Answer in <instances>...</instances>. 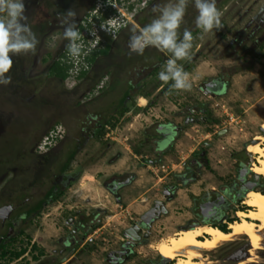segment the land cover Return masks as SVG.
Returning <instances> with one entry per match:
<instances>
[{"label":"rangeland","instance_id":"rangeland-1","mask_svg":"<svg viewBox=\"0 0 264 264\" xmlns=\"http://www.w3.org/2000/svg\"><path fill=\"white\" fill-rule=\"evenodd\" d=\"M176 2L156 0L149 8L154 11L150 22L159 15V8L154 6ZM119 6L125 14L117 15L123 17L120 23L124 21L127 29L106 54L97 55L85 76L76 73L83 62L64 81L48 74V53L54 54L55 49L62 47L60 36H49L44 44L36 39L35 51L12 57V68L5 74L11 82L0 85V206L12 202L17 207L15 216L20 207L25 210L45 198L54 176L62 171L71 152L75 154L67 169L70 179L61 186V195L48 199L38 213L18 219L6 246L9 251L26 250L19 258L0 257L4 264H114L109 262L108 253L119 247L126 229L141 219L156 200L164 201L166 206L175 198L169 212L151 223L149 238L137 244L134 255L123 263L150 264V260L161 255L156 248L158 242L189 227L194 201L211 189L221 191L233 185L244 167L242 163L252 169L256 162L247 147L264 133L260 128L264 125V22L255 20L264 8V0H216L221 26L208 32L197 28L194 0H186L177 39H182L187 29L193 40L188 55L177 64L188 73V89H174L170 87L171 80L164 83L158 79L157 74L171 53L154 46L146 47L140 54L130 51L129 37L144 26L134 15V8ZM141 7L143 3L136 5L137 10ZM139 15L145 16L146 12ZM88 27L86 21L83 29L87 31ZM234 35L238 39L233 42ZM104 36L111 37L99 29L95 41L86 39L88 56L104 48ZM221 74L228 81L224 90L213 95L202 88ZM127 91L128 111L99 140L96 133H91L96 132V123L106 122L109 114L117 111ZM190 106H204L206 110L193 115L188 112ZM186 115L192 117L189 123L184 121ZM169 120L180 123L181 131L169 149L157 153V125ZM54 125L62 126L63 137L43 151L45 154H37L36 145ZM202 149H206L209 165L196 167L194 160L200 159ZM156 163L165 165L158 175L151 168ZM192 172L196 173L194 179L189 178ZM250 172L262 181L254 189L264 190V175ZM134 173L138 181L122 185L115 194L111 192L109 185L115 177L125 180ZM183 176L188 178L183 180ZM173 183L176 189L165 195ZM144 190L148 192L141 194ZM250 191L247 188L238 198L240 201H233L221 223H227L229 228L227 219L241 220L237 210L251 208L243 202ZM94 214L95 225L86 232V236L94 233V242L73 257L79 245L74 249L63 243L74 233L71 219ZM6 230L7 224L2 226L0 222V236ZM261 234L262 248H254L250 235H240L218 248L203 251L204 262L264 264V228ZM33 242L37 248L31 247Z\"/></svg>","mask_w":264,"mask_h":264},{"label":"flooded vegetation","instance_id":"flooded-vegetation-1","mask_svg":"<svg viewBox=\"0 0 264 264\" xmlns=\"http://www.w3.org/2000/svg\"><path fill=\"white\" fill-rule=\"evenodd\" d=\"M155 1L156 0H145V1L144 0H25V16L27 17V19L25 21H22V23L27 24L31 32L35 35L36 37L35 39H37V41L41 40L43 44H44V40L49 36H53V35L60 36V45L63 44L62 47L55 49L56 51L54 54L48 53L51 58L50 62H52L54 59L60 58V54L62 53L63 48L68 41V39L65 38L63 35L64 29L68 25L67 24L62 25L60 23V20L63 18L64 13H66L69 9L73 10L76 13V16L74 18H68V21L69 23H71L72 19H75L78 30H80V26L83 24L85 19L91 18L89 22L90 27H88L85 38V40L86 39L88 40L91 39L90 32H93L95 28H100L101 24L105 23L111 16L117 14V12H121L122 14H125L124 11H123L124 13L122 12L121 10L122 8H120L119 5H122L123 8H129V7L134 8L135 9L134 15L137 16L138 19L144 18L145 21L143 22L142 25L143 26L147 25L150 22V18L154 12L152 9L149 8L155 3ZM140 3H143V7L137 10L136 5L138 4L140 5ZM96 7H99V9L103 8L104 10L106 7H108L106 14L104 16L100 15L98 17L97 14L93 12V10ZM144 12H146V15L140 17L139 14ZM255 20H257L258 23L263 21L264 12L262 11L259 14V16H256ZM126 29H127V25L126 23H124L121 26V28L115 32L114 36L112 35L110 38L104 36L105 37L104 41L106 40L105 46L108 44L111 47L113 43L121 36V33L124 32ZM237 39L238 36L234 35L232 41L234 42ZM42 59L44 60V57ZM227 84L228 81L225 80L221 74L209 79V81H207L202 86V88L204 87L205 90L211 91V93L215 95L217 92L224 90ZM127 92L129 93L127 95L128 96L127 99H128L130 97V91ZM125 93L126 92H124V94ZM205 110L206 107L204 106L188 107V112L192 113L193 115H196L198 113H203ZM184 121L189 123L190 121H192V117L186 115L184 117ZM156 130L158 132V135L154 139L156 141L155 149L158 148L169 149L174 143L176 134L180 133L181 125L180 123H177L174 120H169L163 124L157 125ZM91 133L95 134L94 131ZM208 144H209L208 142L205 143V145ZM37 147L38 144L36 145V149L34 150L37 154H45L43 151L38 150ZM199 155L201 157H198L200 159L194 160V165L196 167L199 165H204L205 167H207V165H209L208 164L209 161H208L206 149H202L199 152ZM247 158L248 160H250L249 155ZM242 164L244 167L240 169L237 179L233 183V185L225 186L221 191H216V189H211V191L206 192L202 198L194 201V205L192 207L193 217L191 219L192 221H190L189 223V227L202 225L205 223H221L222 220L226 219L225 217L226 213L231 208L230 206L231 204H233V201L237 200L239 197L243 196L246 193L247 184L248 183L259 184L262 182L260 176L253 175L250 172V170L252 169L248 165V163L243 162ZM15 169L16 167L12 168V173L15 171ZM70 176L71 175L67 170L61 171L60 173L56 174L54 176L53 185L47 190V192L50 189H53L55 193H59L60 191H62L61 186L67 185ZM130 177L131 176H128L127 178ZM187 178L188 177L183 176V180ZM189 178L190 179L196 178V173L192 172ZM125 180H123L121 177H115L112 184L109 186L111 189H113V192L116 193L117 189L123 185V182ZM175 189H176V184L173 183L170 184L169 189H166L165 191H169L167 193L170 194ZM38 201L34 203L32 206L26 208L25 210H22L20 207V210L15 216L13 215V213L14 211H16L17 207L12 202L3 204V205H8V204L13 205V210L5 221H3L0 218V222L2 226H5L7 224V230L4 234L0 236V241L4 237H6L7 239L13 237L11 231L16 230L19 223L18 219L39 212L37 208ZM95 216L96 214H94L92 217H82L77 219L76 221L71 219L72 220L71 222L73 223V227H74L73 228L74 230L72 231L74 233L73 235L69 236L67 239H64L63 243L64 245H66V247L71 246V248L74 249H76L77 247L75 245H79L78 246L79 249L73 252L74 253L72 255L73 257L75 256L76 252L84 248L86 244H89L86 242V232L91 226L95 225L94 224ZM140 220L141 219H138V221L133 222V224L126 229L125 236L121 238L122 240L121 243L119 244V247L110 250L113 251V253L108 256V260L111 263L114 264L125 263V260L128 257L134 255L136 250L135 246L140 242H142L143 239L149 238L150 225H145ZM34 244L35 242L31 244V247H33ZM150 264H170V260L165 259V257L160 255L158 256V258L150 260Z\"/></svg>","mask_w":264,"mask_h":264},{"label":"clouds","instance_id":"clouds-1","mask_svg":"<svg viewBox=\"0 0 264 264\" xmlns=\"http://www.w3.org/2000/svg\"><path fill=\"white\" fill-rule=\"evenodd\" d=\"M186 0H177L176 3H166L164 6H154L159 8V15L150 23L145 25L138 32H133L129 37L128 48L130 51L140 54L148 46H154L160 50L171 53V57L162 65V70L157 74L158 79L164 83L172 81L170 85L174 89H188L191 87L188 73L178 60L188 55L192 47V33L185 29L182 39H177V29L179 28L185 14ZM197 10L195 24L203 32H208L213 28L219 29L220 13L216 8V0H194ZM104 10V14L107 12ZM119 15V14H118ZM76 13L69 9L64 13L60 23L67 24L63 35L70 40L68 52L71 56L79 57L84 49V42L80 31L76 26L75 19L69 23L68 18H74ZM117 14L111 16L105 23L112 26V19ZM25 16V0H0V85H7L11 82V77L6 76L13 65L12 57L19 53L35 51L36 39L27 24L22 23ZM101 29L108 32L110 29L101 24ZM94 37L95 32H90ZM91 38L93 39V37ZM86 55V52L84 53ZM85 69L87 65L85 64Z\"/></svg>","mask_w":264,"mask_h":264},{"label":"bare ground","instance_id":"bare-ground-1","mask_svg":"<svg viewBox=\"0 0 264 264\" xmlns=\"http://www.w3.org/2000/svg\"><path fill=\"white\" fill-rule=\"evenodd\" d=\"M247 150L256 156L252 171L264 175V133L258 134ZM243 202L251 208L237 210L241 220L230 222L229 231L224 232L211 224L196 225L162 239L156 248L163 257L173 260V264H209L204 262L203 251L218 248L240 235H250L258 247H263L264 192L251 190Z\"/></svg>","mask_w":264,"mask_h":264},{"label":"trees","instance_id":"trees-1","mask_svg":"<svg viewBox=\"0 0 264 264\" xmlns=\"http://www.w3.org/2000/svg\"><path fill=\"white\" fill-rule=\"evenodd\" d=\"M139 21L141 23H143L145 21V19L141 18V19H139ZM80 28H82V25L80 26ZM70 42H71L70 40L67 41V43L65 44V46L63 48L62 53L60 54V58H58V59L56 58L52 62H50L48 65V69H47L48 74L55 76L56 78H59L61 81H64L68 77V74H69L70 64L67 63L66 61H63L62 58L66 57V52L68 51V45L70 44ZM109 48H110V45L107 44L104 48L99 49L98 51L92 52V54L90 56H88L89 61L93 63V61H95L98 54H106L107 51L109 50ZM86 74H87V71L82 70L79 75H80V77H82V76H85ZM128 94L129 93L126 92L122 96V98L119 101V106H118L119 108L117 109V111L115 113L109 114V118H108V120H106V122L103 123V122L99 121L96 123V125H95L96 132L95 133H96V136L99 140H101L104 137V135H106L108 132H110L117 125V123L119 122L120 118L124 115V113L126 111H128L127 104L125 103V99H126ZM74 154H75V151H72L68 161L63 164V166L61 168L62 171H65L68 169L69 162L73 158ZM250 190H256V189H250ZM61 192L62 191H60L59 193H55V191L53 189H50L47 192V194L45 195V198H42L38 201V203H37L38 211H41L45 207V205L48 202V199H50V200L51 199L52 200L57 199V197L61 195ZM261 192H264V190H261ZM238 201H240V199H238ZM234 220H237V218L231 217V218L227 219L228 222H232ZM210 224L218 227L220 230H222L224 232L229 231L227 223H210ZM186 228L188 229L190 227H186ZM11 239L12 238H9V240H8L6 237L1 239V241H0V247H1L0 257L1 258H5L7 256H9V259L19 258L25 252V250H26L25 248H22V249L17 250V251H9L7 249V246H6V243H7L6 241H10ZM33 248H37V245L34 244ZM40 253L42 254V250ZM0 264H4V263H2L0 261Z\"/></svg>","mask_w":264,"mask_h":264},{"label":"built area","instance_id":"built-area-1","mask_svg":"<svg viewBox=\"0 0 264 264\" xmlns=\"http://www.w3.org/2000/svg\"><path fill=\"white\" fill-rule=\"evenodd\" d=\"M93 12L95 14H97V16L99 17L100 15H102L104 13V9L103 8H100L99 7H96ZM120 19L123 20V17L121 18L119 15H117L116 17H114L112 19V26L107 24V23H104L106 27H108L110 30L108 32H106L105 30L101 29L100 28H95L93 30V32L96 33V35L93 37L94 41H95V37H97L99 35V29H101V31L103 33H106L107 35H110V36H114L115 32L117 31L116 28H119L120 25L124 24V21H122L123 23H120ZM91 18L89 19H85V21L83 22L82 24V29H83V25L85 26L86 25V21L90 22ZM117 21L115 24L114 21ZM81 29V28H80ZM80 31V30H79ZM85 29H83L82 31H80L81 33V36L83 38V42H84V49L82 50V53L79 57H73L69 54V52L67 51L66 52V57H63L62 60L63 61H66L67 63L70 64V68H69V74L71 75L73 73V68L76 69V65H78L79 63H82L83 62V65L85 66V64L87 65V68L85 69V67L82 65V67L78 68L79 70L76 71V73L79 75L80 72L82 70H86L88 71L89 67L91 66V62L89 61L88 59V47H89V43L87 44L86 43V32ZM100 40H103L101 37H99ZM86 52V55L84 54ZM79 67V66H78ZM68 74V77L70 76ZM64 135V129L62 128L61 125H54L52 128L49 129V131H47V133L41 138V140L39 141L38 143V150H41V151H46L47 149H49L52 145H54L58 140H60ZM152 170H154L155 174L158 175V171L160 170H165V165L163 164H154L152 167ZM97 230H95L94 232H96ZM86 242L87 243H91V242H94V233L93 234H89L88 236H86Z\"/></svg>","mask_w":264,"mask_h":264},{"label":"water","instance_id":"water-1","mask_svg":"<svg viewBox=\"0 0 264 264\" xmlns=\"http://www.w3.org/2000/svg\"><path fill=\"white\" fill-rule=\"evenodd\" d=\"M263 10H264V8L262 7V8L260 9V12H262ZM262 22H264V20L261 21V23H262ZM261 129H262V131L264 132V128L261 127ZM130 182H131V178H127V179L123 182V185H128ZM254 186H255V183H248V184H247V188H248V190H250V189H254ZM109 189H111V188L109 187ZM111 192L114 193V192H113V189H111ZM167 192H169V191H165V192H164L165 195H168ZM114 194H115V193H114ZM116 199L119 201V197H118V196H116ZM12 210H13V205H11V204L1 206V207H0V218H1L3 221H5V220L7 219V217H9L10 213L12 212ZM163 213H167V208H166V206H165L164 201H162V200H156L155 203H154V205H153V207L150 208L149 210H147V211L141 216V220H140V221L143 222L145 225H151V223H152L154 220H156L157 218H159V217L161 216V214H163ZM205 224H210V223H205ZM185 229H187V228L185 227ZM112 253H113V251H110V252L108 253V256H109L110 254H112ZM165 259H166V258H165ZM109 262H110V261H109Z\"/></svg>","mask_w":264,"mask_h":264},{"label":"crops","instance_id":"crops-1","mask_svg":"<svg viewBox=\"0 0 264 264\" xmlns=\"http://www.w3.org/2000/svg\"><path fill=\"white\" fill-rule=\"evenodd\" d=\"M144 97V96H143ZM145 98V97H144ZM146 99V98H145ZM145 106V105H144ZM165 150H167V149H164V148H158V149H155V151L158 153V152H164ZM120 158V157H119ZM118 158V159H119ZM118 159L116 160V161H118ZM115 161V162H116ZM114 162V163H115ZM150 162H155L154 160H150ZM135 174V175H134ZM134 174H130L129 176H131L130 178H131V182L129 183V184H131V183H134V182H136V181H138L139 180V178H138V176H136V173H134ZM135 177V178H134ZM148 192V190H144L141 194H144V193H147ZM175 201V198L174 199H171V200H169L168 202H167V204H166V208H167V206H168V209H167V213L169 212V208H170V204H172L173 202ZM132 203H127V205L129 206V205H131ZM186 204V203H185ZM180 230H184V229H180ZM179 231V230H178ZM174 233H177V231L176 232H174ZM249 236V235H248ZM251 238V237H250ZM251 240H252V242H253V245H254V248H262V247H258V245L255 243V240L254 239H252L251 238ZM251 251V250H250ZM253 251V250H252ZM247 257H249V259L248 260H250V261H252L253 260V257H251V256H246V258ZM245 263V261H240L239 262V264H244Z\"/></svg>","mask_w":264,"mask_h":264}]
</instances>
